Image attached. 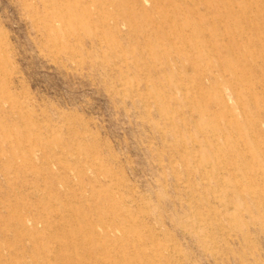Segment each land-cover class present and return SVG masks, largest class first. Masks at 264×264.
I'll return each instance as SVG.
<instances>
[{
  "label": "rangeland",
  "instance_id": "1",
  "mask_svg": "<svg viewBox=\"0 0 264 264\" xmlns=\"http://www.w3.org/2000/svg\"><path fill=\"white\" fill-rule=\"evenodd\" d=\"M0 264H264V0H0Z\"/></svg>",
  "mask_w": 264,
  "mask_h": 264
},
{
  "label": "bare ground",
  "instance_id": "2",
  "mask_svg": "<svg viewBox=\"0 0 264 264\" xmlns=\"http://www.w3.org/2000/svg\"><path fill=\"white\" fill-rule=\"evenodd\" d=\"M107 207V206H106Z\"/></svg>",
  "mask_w": 264,
  "mask_h": 264
}]
</instances>
